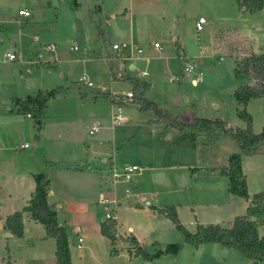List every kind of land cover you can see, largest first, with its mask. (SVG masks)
<instances>
[{"label":"rangeland","instance_id":"obj_1","mask_svg":"<svg viewBox=\"0 0 264 264\" xmlns=\"http://www.w3.org/2000/svg\"><path fill=\"white\" fill-rule=\"evenodd\" d=\"M16 4L29 8L33 22L24 26V29L38 37L37 42L30 43L27 41V32H24L23 51L26 49L30 53L33 64L47 60L50 63L48 68L39 64L32 66L33 81L38 82L42 91L57 89V92L46 100L45 107L38 116L41 126L39 130L36 129L37 119L31 117L32 135L30 137V133L24 136L21 141L30 146L28 149H22L23 151L31 150L35 143L37 149L39 147L40 150L42 146L46 154L51 155L52 143L42 140L45 136H41L45 124L44 135L53 138L55 131H59L63 150L78 153L80 149H88L87 152H94L93 166L103 167V172L110 170L114 160L118 164H131L136 155L142 164L147 159V153H152L154 162L159 166H175L158 169L153 175L143 178L158 181L154 186L163 191L175 188L177 182L181 184V173L184 172L176 166L183 167L185 174L192 180L194 174L199 175L210 168L220 167L225 164L228 155L239 152L237 143L231 137L219 134L216 128L210 133L211 139L198 129L180 132L175 128L173 129L179 132L178 136L168 138L166 129L170 126L156 120L151 108L139 109L136 98L132 102L125 100V93L132 91L131 83L125 79V75L130 73L126 68L122 77L112 79L108 72L110 64L105 57L110 53L108 41L111 39L108 32L111 26L108 25V18L101 14V10L105 8L106 13L116 12V18L119 19L122 11L130 9L135 28L133 33L130 32L126 37V41H132L142 50L137 56L146 58V61L138 60L137 67L140 66V70L146 69L148 72V77H138L146 84L143 95L148 101L155 103L164 114L175 117L180 122L220 116L232 126L245 124L236 116L237 109L241 107L235 109L237 104L235 105L232 96L233 90L243 83L244 77L235 72L233 59L229 54L240 58L245 52L264 51V10L258 16H245L246 22H242V13L238 10L236 0H17V3L14 1V6ZM198 16L204 17L206 23L201 31L196 32L194 22ZM97 24L104 30V39L99 36ZM210 28L215 33L213 46L215 50H219L217 54L210 52ZM47 42L54 44L53 51L47 52L43 49ZM153 42H157L160 48H152L150 44ZM73 44L78 46L76 51L70 49ZM83 47L87 48L86 55L82 54ZM126 51L128 48L124 55ZM53 57L59 61L54 62ZM78 58L86 60L80 61ZM183 61L191 62L202 72L200 82L191 83L192 75L184 73L179 80L169 81L170 77L179 76ZM82 73L89 77L93 87L86 88L76 83L77 77ZM102 93L114 96L119 94L125 102L116 106L117 103ZM6 106H16L14 113L21 114L13 100L4 105ZM117 107L120 108V114L127 116L128 122L110 125V111L116 110ZM244 108L250 116L252 132H260L264 126V98H253ZM92 116L94 117L91 118ZM55 121L63 123L52 124ZM94 121L101 122V127L98 132L88 134L87 130ZM130 124L132 126L128 127ZM35 135H39L40 139L35 138ZM97 140H100L102 145H99ZM102 151L106 152L104 156L99 154ZM58 158L61 163L67 164L65 157ZM102 158L107 159L106 165L99 164ZM51 164L53 165L47 162V166L50 167ZM240 164L247 194L251 196L264 191V142L259 143L252 153L242 155ZM53 177L51 186L55 190L56 199L65 204L59 220L66 224L67 229L69 227L71 230L73 224L83 228L82 225L88 221L85 215L82 216L83 206L78 204L82 197L80 199L76 191L65 185L67 181L62 175ZM108 179L109 177L107 181ZM142 182L146 192L152 191L149 181ZM125 186L133 192L129 184ZM104 187L105 185L101 184L100 188ZM155 192L162 191L158 189ZM192 199L193 203H198L197 199ZM95 201L91 202L92 211L96 217L100 216L102 219L103 208ZM216 202L219 207L215 213L213 209H209L211 215L216 214L219 218L226 219L231 208L220 199H216ZM123 205L127 204H121ZM37 225L38 228L32 231L35 236L42 229L40 224ZM171 231L169 238L179 241L171 243L184 244L183 235L173 224ZM257 231L259 235L264 234V225H258ZM26 241L14 242L16 246L18 244L17 250L21 254L27 251ZM156 245L146 247V253L149 255L146 262L179 264L184 260V264H249L236 249L214 243L192 245H203L204 249L198 257L191 258V255L183 254L179 256V260L175 256L178 250L155 254L166 247L164 245L160 248ZM51 254L53 256V248ZM117 264H124L121 258ZM256 264H264V260Z\"/></svg>","mask_w":264,"mask_h":264},{"label":"crops","instance_id":"obj_2","mask_svg":"<svg viewBox=\"0 0 264 264\" xmlns=\"http://www.w3.org/2000/svg\"><path fill=\"white\" fill-rule=\"evenodd\" d=\"M14 1L17 3V0H0V264H4L7 260L10 264H55L54 239L45 235L44 229L41 225V231L35 236L32 231L35 228H38L37 224L39 223L32 220L27 213H22L23 228L21 236L11 234L4 227L5 217L15 211H19L29 199L34 189L32 174L35 173H46L48 180V193L46 200L52 205L56 212L58 225L65 227L70 264H117L119 258H121V261H123L124 264H142V262H145V264H154L153 262H146V260L139 256H133L128 253L130 239L132 237L145 251L146 247H151L156 244V246H160L161 248L164 245L172 244L171 241H179L169 238L172 235V224L168 219L157 213L151 207L161 208L166 205H173L178 220L189 232L195 231L196 224H218L221 227L228 228L234 217L245 213L249 200L229 193L227 190L226 177L218 174L219 168L226 165L227 159L225 164L220 167L210 168L209 171H205V173L202 172L199 175L194 174L192 180H190L189 175L185 174V169L178 165L176 167L184 172L181 173V184L177 182L176 178V187L168 188L163 191L160 187L154 186L158 184V181L143 178L146 175H153L158 169L175 166H159L154 162L152 153H147L145 156L147 159L142 164L138 159L139 157L136 155H134L131 164H118L117 161L114 160L110 165V170H104L105 172H103V167H98L97 165L93 166L94 152H87L88 149L87 151H82L80 149L78 153L63 150V140L59 139V131H55L53 138H50L49 135H44L45 124L42 127L41 131H43V134L41 136H45L42 140L52 143L53 151H51V155L49 156L46 154L42 146L40 150L39 147L37 149V144L35 143L32 145L34 148L28 151H23L22 149H28L30 146L27 142L21 141L24 136H28L31 133L30 119L32 118L28 114L22 115L14 113L16 106L4 107V105L11 102L13 99H23L25 96H33L37 92L47 91L46 89L42 91L40 86H38V82L33 81L32 66L39 64L48 68L50 67V63L49 60H47L46 62H34L33 64L30 53H28L26 49L23 51L24 32H27V41L30 43L37 42L38 37L35 34H31L29 30L24 29V26L33 22L31 11L24 5L16 4V6H14ZM19 10H26L28 14L25 16L18 14ZM238 10L242 13L240 19H242V22H246L245 16H254V14L258 16L264 10V6L259 11L243 12L241 8ZM106 12L105 8H102L101 14L108 18V25L111 26L108 32L111 41H108V43L126 42L130 44L131 48H128L125 55L130 75L136 77L139 81L141 80L138 77H148L146 69L140 70V66L137 67L138 60L145 59L144 61H146V58L137 56V53L134 50V47L137 46L130 40L126 41V37L129 36L130 32L133 33L135 28V24L131 18L130 9L122 11L119 19L116 18V12ZM214 35L215 33L210 28V35L208 38L210 52L217 54L219 50H215L213 46ZM48 43L51 42L45 44ZM73 46L76 47L73 51H76L78 46L73 44L70 46L71 50ZM83 49L84 52L81 53L86 55L87 48L83 47ZM53 50L54 44L53 49L46 51L50 52ZM3 51L14 52L17 57L13 61H8L3 57ZM253 53L264 54V51ZM229 55L232 57L234 64L238 58H235L231 53ZM100 58L102 59L103 57L101 56ZM52 60L54 62L59 61L56 60V57H53ZM78 60L84 61L86 58H78ZM187 63L190 64L191 68L186 69L183 73L186 75H192L191 83L196 84L195 78H198L197 82H200L202 72L198 71L196 65L191 62ZM81 77H84L85 81L90 85L86 86L80 83L78 80ZM76 83H78L79 86L82 85L86 88L93 87L89 77L84 73L77 77ZM247 83V79L243 78V83H241L240 86ZM239 87H236L235 89ZM144 91L145 89L143 92ZM120 96L121 95L119 94L115 95L119 102L115 104L116 106L125 102ZM83 97L84 95L82 94L81 98ZM251 99L253 98L246 101L245 107ZM125 100L128 101L127 99ZM128 102H132V99ZM239 107L240 106L236 105L235 109ZM116 115L123 118V121L120 123L115 122L113 117ZM93 117L94 116L91 118ZM214 118L223 120L220 116ZM126 122H128V118L127 116L120 114L119 107H117L116 110L111 109L110 125H122ZM62 123L55 121L52 124L61 125ZM100 123L101 122L98 121L92 122L87 132L91 127H97V130L92 133L88 132V134L98 132L101 127ZM130 126L132 125H128V127ZM244 126L245 124L243 126L237 125L236 127L243 128ZM40 127L39 124L36 126V129L39 130ZM166 130L168 138H172L175 135L176 137L178 136L177 134L179 132L175 129L169 127V129ZM167 133H165L164 136H166ZM31 135L32 133L30 134V137ZM35 137L37 136L35 135ZM37 138L40 139L39 135ZM100 138L101 136L98 137V139ZM97 142H99V145H102L100 144V140H97ZM23 144H26V147L20 148V145ZM88 147L90 146L88 145ZM105 153L106 152L102 151V153L99 154L100 156H104ZM59 156L65 157L67 164L61 163L58 160ZM98 158L100 159L99 156ZM47 162H51L53 165L51 164L52 166L49 167L47 166ZM99 162V164L106 165L107 159L102 158ZM125 165H134L136 167L132 179L128 182L121 181L120 178L113 181L111 179V174L113 172L120 174ZM108 173H110V175H108ZM58 175L64 177L67 181L65 185L76 191L80 199L82 197L78 204L83 206L84 210L82 212L84 214H82V216L85 215V217H87L86 220L88 221L87 224L82 225L83 228L73 224L72 229L70 230L69 227L67 229V226L63 221L59 220L60 212L65 204L63 201L60 203L57 201L55 190H53L51 186L52 179L54 178L53 176ZM108 177L109 179L107 181ZM142 181H149L152 185V191L146 192ZM224 182H226V184ZM101 184L105 185L104 189L100 188ZM126 184H129V187L131 186L133 188V192L129 189V193H125L124 189L126 188ZM105 189L106 195L115 201V204L113 205V220L116 241L114 245H111L109 240L100 234L99 225L103 218L101 219L100 216L96 217L95 213L92 211L93 208H91V202L97 199L99 191ZM158 189L162 192H155ZM159 194L162 195L161 198ZM248 195L250 196V194ZM192 198L197 199L198 203H193ZM216 199L222 200L228 208H231V212L226 219L219 218L216 214L211 215L209 209H213L215 213L219 207ZM121 204L127 205L121 206ZM71 236H73L72 240ZM78 238L81 239L79 243L77 242ZM18 240H27L26 244L28 248L26 247L27 251L25 250L23 254L17 250L18 244L16 246L14 243L18 242ZM52 248L53 256L51 254ZM111 249L115 251V254L110 253ZM203 249V245L193 247L190 244H182L180 249L175 253V256L177 257V260H179V256L181 257L183 254L191 255V258H194L198 257ZM184 263V260L183 263L179 262V264Z\"/></svg>","mask_w":264,"mask_h":264},{"label":"trees","instance_id":"obj_3","mask_svg":"<svg viewBox=\"0 0 264 264\" xmlns=\"http://www.w3.org/2000/svg\"><path fill=\"white\" fill-rule=\"evenodd\" d=\"M239 8L243 12H252L260 10L264 6V0H236ZM99 36L104 39V30L97 24ZM105 57V56H104ZM106 56L105 58H107ZM112 63L109 65V73L112 79H115ZM234 70L237 74L247 79L248 83L235 89L232 93L233 98L238 106L236 116L241 119L245 126L243 128L232 126L219 118H194L190 122H180L175 117L164 114L157 105L148 101L143 95L146 84L139 81L136 77L126 74V78L132 85L131 99L136 98L139 109L151 108L156 116L166 125L181 131H192L198 129L202 131L207 138L211 139V131L216 128L219 134L231 137L238 145L239 152L228 155L226 165L219 168L218 174L225 176L227 179V190L229 193L249 200L245 213L233 218L230 227L224 228L218 224H196L195 231L189 232L178 220L175 207L166 205L161 208L151 207L157 213L168 219L176 230L183 235V243L198 245L203 243H216L225 248L236 249L249 264H256L264 260V235H259L258 225H264V191H259L251 196L246 192L245 177L241 171V156L250 154L254 151L259 143L264 142V126L259 133H253L251 130V119L245 111V103L250 98L264 97V54H255L245 52L243 56L234 62ZM183 73L178 76L180 78ZM179 80V79H178ZM251 83V84H250ZM57 89L46 91L45 93L37 92L33 96H25L23 99H13L17 105V111L21 114H28L30 117L37 119L42 113L46 100L53 96ZM109 96L115 103H119L114 95L102 93ZM114 96V97H113ZM36 138V137H35ZM34 189L26 204L19 210L5 217L4 227L13 235L21 236L22 234V213H27L29 217L39 223L46 236L54 239L55 264H70L68 245L66 240L65 227L58 225L56 212L52 205L46 200L48 193V180L46 173L40 172L32 174ZM100 234L106 237L111 245L115 244L116 236L114 232V220H104L99 225ZM130 244L133 246V252L128 249V253L133 256H141L147 260L149 255L143 250L132 237ZM182 243L166 245L161 252H176ZM111 254H115L113 249ZM4 264H10L7 260Z\"/></svg>","mask_w":264,"mask_h":264},{"label":"built area","instance_id":"obj_4","mask_svg":"<svg viewBox=\"0 0 264 264\" xmlns=\"http://www.w3.org/2000/svg\"><path fill=\"white\" fill-rule=\"evenodd\" d=\"M18 14L21 15H27L28 12L26 10H19ZM205 23V19L202 16H198L196 21L194 22V29L196 32L201 31L203 28V24ZM150 46L152 48L155 49H159L160 45L157 42H153L150 44ZM127 48H131V45L126 43V42H118V43H112L110 44V53L108 55V57L106 58L108 63H112V65L115 63V65L113 66V70L112 72L114 73L115 77L120 78L124 75L125 69L127 68V58L124 55L125 54V50ZM44 50H51L53 49V44L48 43L45 44L43 47ZM76 47L73 46L72 50H75ZM134 50L137 54H140L142 52V50L139 47H134ZM3 57L8 60V61H13L15 60V58L17 57V55L14 52L11 51H5L3 53ZM182 67H183V72L186 69H190L191 66L189 63H187V61H183L182 62ZM179 78L178 76H173L169 78V81H177ZM80 83H82L83 85L89 86L90 84L85 81L84 77L79 78L78 80ZM198 81V78H195V82ZM131 92H126L125 93V99H127L128 101H131ZM113 120L117 123H120L123 121V118H121L119 115H116L113 117ZM97 130V127H91L89 129V133L95 132ZM26 144L20 145V148H25ZM136 167L134 165H125L122 168V172L120 174L117 173H112L111 174V179L113 181L117 180L118 178H120L121 181L124 182H128L132 179L134 173H135ZM106 189L103 191H99V193L97 194V199H96V203L103 208L104 210V217L103 220H110L113 219V205L115 204L114 199L110 198L109 196L106 195L105 193ZM125 193L128 194L129 193V189L125 188L124 189ZM81 241V239H77V242L79 243ZM129 248L130 251L133 252V246L129 244Z\"/></svg>","mask_w":264,"mask_h":264},{"label":"water","instance_id":"obj_5","mask_svg":"<svg viewBox=\"0 0 264 264\" xmlns=\"http://www.w3.org/2000/svg\"><path fill=\"white\" fill-rule=\"evenodd\" d=\"M251 84V83H250ZM7 236V235H6Z\"/></svg>","mask_w":264,"mask_h":264}]
</instances>
